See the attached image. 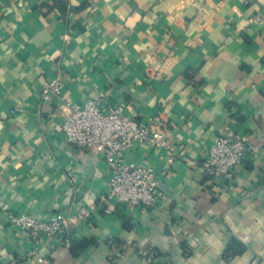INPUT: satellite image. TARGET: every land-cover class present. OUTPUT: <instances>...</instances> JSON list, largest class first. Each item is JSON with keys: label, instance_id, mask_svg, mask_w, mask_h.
I'll return each mask as SVG.
<instances>
[{"label": "crops", "instance_id": "crops-1", "mask_svg": "<svg viewBox=\"0 0 264 264\" xmlns=\"http://www.w3.org/2000/svg\"><path fill=\"white\" fill-rule=\"evenodd\" d=\"M264 0H0V264L35 246L7 214L94 215L40 246L48 264H264ZM60 95L44 98L50 80ZM141 122L162 113L189 160L135 144L126 160L166 172L160 205L99 209L102 155L56 138L63 109L97 91ZM12 110H16L12 113ZM262 145L235 182L200 161L215 138ZM76 176V180H72Z\"/></svg>", "mask_w": 264, "mask_h": 264}, {"label": "built area", "instance_id": "built-area-1", "mask_svg": "<svg viewBox=\"0 0 264 264\" xmlns=\"http://www.w3.org/2000/svg\"><path fill=\"white\" fill-rule=\"evenodd\" d=\"M258 31H264V16L256 15L249 20ZM62 83L50 80L43 97L60 95ZM108 92L97 91L92 97L82 98L72 103L64 111V119L58 129L57 139L88 148L102 155V163L107 172L108 186L100 196L99 209L112 212L116 206L124 207L127 213L136 209L156 208L160 205L159 186L166 172H159L149 164L126 160L129 150L135 144H150L154 148L169 149L168 159L176 157L189 160V148L185 143L171 146V129L162 113L148 118L144 123L124 112L127 102L110 106ZM16 110H12L14 113ZM262 145L252 144L246 134H222L215 138L200 161L202 173L208 178L225 177L235 182L234 168L246 165ZM76 180V176H72ZM93 209L82 206L74 214L39 216L28 211L9 212L7 217L12 225L27 234L35 246L26 255L27 264H48L49 256L39 254L40 246L59 238L65 246H70L78 226L93 218Z\"/></svg>", "mask_w": 264, "mask_h": 264}]
</instances>
